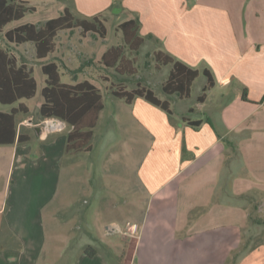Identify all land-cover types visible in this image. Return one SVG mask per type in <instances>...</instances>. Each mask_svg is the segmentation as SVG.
Instances as JSON below:
<instances>
[{"label": "crops", "instance_id": "1", "mask_svg": "<svg viewBox=\"0 0 264 264\" xmlns=\"http://www.w3.org/2000/svg\"><path fill=\"white\" fill-rule=\"evenodd\" d=\"M25 1L36 9L33 13L53 8L48 0ZM74 5L78 3L63 6L60 14L65 8L73 13ZM83 5L90 10L87 15H99L104 25L109 14L130 15L126 21L139 22L142 47L150 43L152 54L161 52L200 74L184 99L164 92L170 71L152 81L169 65L149 68L147 80L138 81L153 91L161 87L163 96L154 93L169 102L171 114L142 97L127 103L112 94L115 83L108 72L114 68L103 60L109 49L123 45L121 31L116 30L119 44L103 48L100 41L106 42L108 31L105 38L82 34L85 67L96 63L101 68L102 73L93 76L81 75L84 70L74 67V46L65 35L72 30L59 32L56 50L41 60V71L54 62L60 74L73 81L65 83L61 77L62 83L90 82L100 90L104 109L93 130L91 152L75 155L66 153L70 126L66 134L48 132L45 137L42 129L38 134L36 127H22L24 114L17 116L18 135L30 140L0 145V264H264V242L253 245L250 235L259 232L252 228L251 204L262 219L257 225L264 224V12L255 6L243 21L245 0H197L191 6L187 0H106L97 9V0H83ZM62 35L67 37L59 50ZM205 70L214 87L199 102L208 83ZM200 78L194 104L182 105L192 100ZM101 84L110 93V105ZM121 85L129 91L138 87ZM20 103L26 104H0L11 112ZM30 113L29 107L28 119ZM226 140L239 152L230 160ZM95 143L100 144L97 158L91 157ZM34 151L44 163L33 160ZM62 163H67L65 169ZM79 173L81 179H75ZM93 181L107 195L91 196ZM76 184L92 201L79 203L70 187ZM95 215L105 229L115 232L106 229L94 236L90 217ZM77 218L87 225L88 240L70 256ZM114 235L128 244L122 257L121 248L104 243ZM87 248L94 250L92 256L85 253ZM108 255L120 259L111 262Z\"/></svg>", "mask_w": 264, "mask_h": 264}, {"label": "trees", "instance_id": "2", "mask_svg": "<svg viewBox=\"0 0 264 264\" xmlns=\"http://www.w3.org/2000/svg\"><path fill=\"white\" fill-rule=\"evenodd\" d=\"M36 9L28 5L25 0H0V30L14 21L23 19L28 13ZM80 28L82 34L95 33L100 37L107 36V28L99 16L91 20L76 17L69 8L56 18L48 20L44 24H23L5 32V39L9 43L22 45L33 43L36 50V57L39 60L47 58L56 50V37L59 32ZM118 30L124 37V45L109 49L103 60L109 68H114L123 75L134 76L137 70L134 67V60L126 57V49L137 51L144 43L139 35V22L129 20L122 23ZM159 65H171L170 74L163 84V90L169 95L176 94L180 98H189L193 82L198 78L199 71L192 69L184 63L159 52L156 54ZM42 72L47 77L46 86L42 89L44 102L40 108V116L44 119L56 118L65 122L72 129L67 137L66 153L75 155L88 153L92 150L93 130L97 126L100 112L104 109V100L100 90L88 81L69 85L61 82L59 66L54 63H46L42 66ZM208 83L199 96L198 101L206 100V93L214 87L212 75L208 70L204 71ZM38 90V83L33 75V70L9 50L3 48L0 42V103L13 105L20 100L33 99ZM112 94L127 103H132L137 97H142L148 102L160 107L171 114L170 104L161 101L153 90L138 85L137 89L127 90L124 85L112 84ZM243 99H247L244 92ZM29 115V107L20 103L11 112H0V145L13 144L16 140L19 143L29 141L28 137L18 135L17 116L19 114ZM200 123H194V126ZM42 131V130H41ZM230 149L229 160L238 155L236 145L226 140ZM89 256L94 254L91 248L85 249Z\"/></svg>", "mask_w": 264, "mask_h": 264}, {"label": "rangeland", "instance_id": "3", "mask_svg": "<svg viewBox=\"0 0 264 264\" xmlns=\"http://www.w3.org/2000/svg\"><path fill=\"white\" fill-rule=\"evenodd\" d=\"M51 1L52 3L51 6L53 7L51 10L47 11L44 9H40L38 10L37 13H28L26 18L23 19L22 21H14L12 23H10L9 25L6 26L5 30H0V42L2 43L3 47L10 50L11 52H13L20 60V62H24L26 64H28L34 71V77L36 78L37 82H38V91L36 96L27 101V100H23V102H26V104L30 107L31 109V113L30 116L31 118L28 119V117L25 115L21 116V120H24V125L22 127H26V128H30L32 129L33 127H40L43 130V133H45V137H47L46 135H48V130H46L44 127L40 126L41 121L43 120L40 116V105L42 104V102L44 101V97L42 96V89L46 86V82H45V78L46 76L42 73L41 71V65H42V61L37 59L36 54H35V48L33 44H29L26 43L25 45H15V44H11L9 43L6 39H5V31L6 30H10L14 27H17L19 25H22L24 23H35L37 24L38 22H45L46 20L50 19V18H56L59 16L60 11L62 9L63 6L73 2V3H78V6L75 7V5L73 6V13L74 15L81 17V18H86L88 20H91L93 17L87 15L88 13L86 12H90L89 9H86L87 7H85L83 5V0H48ZM122 0H114V2H118L120 3ZM197 0H187L188 6H191L193 2H196ZM202 1H206L209 2V0H202ZM127 2H130V0H127ZM106 0H97V5L95 6V9L97 8H103V6H105ZM257 6L260 8V10L262 12H264V0H245V5L243 6V10H242V19L243 21L247 20V17L252 13L253 8ZM77 8V9H76ZM83 8V9H82ZM115 10V9H114ZM113 10V11H114ZM62 14V13H61ZM264 17V13L262 14ZM99 16V15H97ZM130 18V15L125 14V13H120V14H109L108 18H107V22L105 23V26L107 28L108 31V38L106 40V42H102L100 41V48L103 47H110V46H116L117 44L120 43L121 39V34L118 33L116 30H118V28H116L117 23L120 22H124L126 20H128ZM41 23V24H42ZM70 31V30H68ZM65 35H69L70 39L72 40L73 46H74V52H72V60H74V67H79V70H84L83 73H81V75L84 76H93V75H99L101 72V68L97 67V64L94 63L93 66H88L85 67L88 58L85 57V55H83V44H81L80 41L82 40V30L80 28H76L74 30H72V32H66ZM63 36L59 39V50L63 49V47L65 46V41L67 36ZM65 38V39H64ZM123 45H124V40H123ZM122 46V45H121ZM59 55V54H57ZM125 55L127 58L134 60V67L137 70V74L134 76L131 75H123L118 73L115 69L111 70L108 72V74L111 75L113 82L115 84H120L119 83V79L120 77H122V83L121 84H126L127 87L129 89L137 87L138 85H142L140 84L138 81H146V76L149 73L148 69H160L161 65L158 64L157 60H156V54H152V50H151V44L147 43L144 47H140L139 50L137 51H131L130 49H126ZM92 61V60H90ZM158 67V68H157ZM172 66L169 65L168 67H163L162 71L159 72L157 78H155L153 81V83H157L159 80H161L164 76L168 74V72L171 70ZM158 69V70H159ZM68 74V73H67ZM120 76V77H119ZM62 77V81L65 83H73L72 79L69 77V75H65L62 73L61 75ZM119 77V78H118ZM203 78H200L194 88V97L192 98V100H188L186 102H184V104L182 105H193L194 101H195V96L196 94H198V92H200V81H202ZM138 83V84H137ZM101 88H102V93L104 95V97L106 98V101L109 103L110 105V100H111V96L109 91L106 89V87L101 84ZM111 89V88H110ZM161 87L160 89L156 86L154 87V91L156 92L157 96H163L162 95V91H161ZM0 111L3 112H9L10 111V107L8 106H3L0 104ZM29 116V115H28ZM69 126L65 123V129L61 132L66 134L67 130H68ZM36 135V133H35ZM42 139V141H44L45 138ZM37 143H42L41 138H35ZM37 143H33L32 144V148L37 146ZM96 146V152H94V154L91 157H98V150L100 149V144L95 143ZM35 158L33 159L35 162L37 161V163H44L41 158H39V153H36L34 151ZM91 159V158H90ZM93 164V163H91ZM67 166V163H62L61 167L63 169H65ZM81 175L82 173H79L77 176H75V179L80 180L81 179ZM94 183V187H93V195H97V194H102L103 196L107 195L106 191H102L100 189H98L97 185H96V181H93ZM76 187L72 188L71 187V191H73V193H76L79 195V203L81 205H83L85 200L88 201H92V198H90L87 194H80L81 190H78L77 187H79L78 184L75 185ZM68 189V188H67ZM68 191V190H67ZM101 195V196H102ZM80 205V206H81ZM85 206V205H84ZM83 206V207H84ZM88 206V205H87ZM259 205H257L256 210H258ZM86 207V206H85ZM251 212H252V221L251 224L254 225L252 226V228L259 230V232H251L250 235H252V237H254V243L253 245L257 244L258 242H264V224L263 225H257V224H261L262 219L260 218L259 214H257V212L254 210L253 208V204H251ZM65 217H69V213H65L64 214ZM124 218V215H123ZM90 222L93 228V235L96 236L98 234V236H100V234H102L103 232L106 231L105 226L103 225L101 222L98 221V217L95 216H91L90 217ZM87 225L83 222V220L81 218H77L76 220H74V223L72 225V234L74 236L73 241L71 242V244L69 245L68 248V253H70V256L73 255V253L79 249V246L82 243H85L88 240V237L85 238L84 236V230L86 229ZM100 231V232H99ZM110 240L105 241V245H111V244H115L116 248H121V256H124V251L127 249V242H123L122 240H120V236H110L109 238ZM111 241V242H110ZM123 250V251H122ZM123 252V253H122ZM109 256V255H108ZM111 262L113 261H117L120 258H111L109 256Z\"/></svg>", "mask_w": 264, "mask_h": 264}, {"label": "built area", "instance_id": "4", "mask_svg": "<svg viewBox=\"0 0 264 264\" xmlns=\"http://www.w3.org/2000/svg\"><path fill=\"white\" fill-rule=\"evenodd\" d=\"M41 127H44L46 130L50 132H62L65 129V122L56 119V118H51V119H44L40 123ZM136 230L133 232L135 233Z\"/></svg>", "mask_w": 264, "mask_h": 264}, {"label": "water", "instance_id": "5", "mask_svg": "<svg viewBox=\"0 0 264 264\" xmlns=\"http://www.w3.org/2000/svg\"><path fill=\"white\" fill-rule=\"evenodd\" d=\"M35 131L38 133V134H41V128L40 127H36L35 128ZM107 231H109L110 233H113L115 232L114 229L110 228V227H106Z\"/></svg>", "mask_w": 264, "mask_h": 264}]
</instances>
